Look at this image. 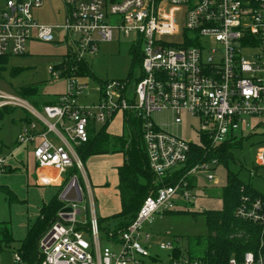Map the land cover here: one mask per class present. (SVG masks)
Returning <instances> with one entry per match:
<instances>
[{"label": "built area", "instance_id": "2783aa9c", "mask_svg": "<svg viewBox=\"0 0 264 264\" xmlns=\"http://www.w3.org/2000/svg\"><path fill=\"white\" fill-rule=\"evenodd\" d=\"M45 1L5 0L0 7V59L27 55L29 43L70 44L62 67L49 68L67 80V92L56 105L38 108L0 90V110H20L27 118L18 148L32 147L40 184L57 186L63 204L38 242L39 258L42 264H157L150 244L157 219L194 204L199 176L215 180L219 159L210 158L211 151L244 143L264 128V0H62L65 19L57 25L35 20L33 10ZM164 5L184 10L182 24L161 15ZM115 34L137 37L141 76L133 90L129 80L103 81L99 100L83 104L85 76L77 74L78 66L64 63L72 58L87 64ZM159 113H170L173 122L158 126L152 116ZM118 114L141 123L149 169L159 185L135 220L115 235L101 229L78 149ZM185 126L197 142L171 130ZM193 146L209 150L196 159ZM12 155L0 153V182ZM236 217L260 225L264 235L263 200L243 197ZM175 248V243L159 247L169 255ZM10 250L0 241V264ZM170 260L191 264L188 254ZM13 264H23L18 250ZM228 264H264V253H247L242 262Z\"/></svg>", "mask_w": 264, "mask_h": 264}, {"label": "rangeland", "instance_id": "374dc122", "mask_svg": "<svg viewBox=\"0 0 264 264\" xmlns=\"http://www.w3.org/2000/svg\"><path fill=\"white\" fill-rule=\"evenodd\" d=\"M4 2L5 0H0V7ZM166 7V5L162 7L161 15L167 13L182 24L184 10L182 8L167 9ZM63 12L62 0H47L41 9L33 12V15L41 24L57 25L64 22ZM69 46V43L29 44L26 56L10 58L9 63L0 64V67H4L0 70V90L18 94L21 89L39 87L40 102L45 103L49 98L66 94L67 80L63 77H54L50 74L49 68H56L62 64L64 56L69 53ZM136 47L139 46L135 35L126 38L122 34H115L113 42L100 44L99 53L89 60L97 80L83 79V82L88 84V90L80 102L91 104L98 101L101 93L99 80H129L130 89L133 90L141 76L140 65L134 52ZM20 113L23 114L20 110H14L8 113L2 121L0 140L7 147H14L19 128L13 124V121L21 116ZM152 119L161 127L173 122L170 113L154 114ZM126 127L127 129L114 126L110 131L115 136L124 135L129 131V127ZM171 130L188 141H198V137L188 129V126L178 129L171 128ZM251 134L250 131L244 132L246 137ZM232 152L236 162L230 161L227 165L219 166L214 171L215 180L213 182H209L206 175L198 177L195 189L197 199L194 204L185 208L179 206V214L157 219L154 224L155 236L150 243L151 253L156 255L158 260L153 261L154 263L170 264L171 262L170 253L160 251L161 245H172L180 239L183 247H186L188 239L207 237L209 231L204 214L222 209L223 188L227 183L228 172L237 174L243 183L252 185L255 190L264 194V128H260L257 135L244 141L241 148L233 149ZM125 160L126 157L122 153H116L108 156H91L84 163L98 218H105L120 211L116 167ZM7 177L9 178L2 181L5 188L0 190V226L4 223L8 225L13 240L10 244L3 242L5 247L11 248L10 253L4 257V264H13V254L16 248H21V243L26 238L29 228L36 222L43 204L56 195V190L51 187H38L31 164L24 163L18 170L13 167L11 174ZM95 178H99L103 186L98 187L94 181ZM6 188L10 190L7 191ZM111 225L109 223V227ZM102 239L105 244L103 234Z\"/></svg>", "mask_w": 264, "mask_h": 264}, {"label": "trees", "instance_id": "16d2710c", "mask_svg": "<svg viewBox=\"0 0 264 264\" xmlns=\"http://www.w3.org/2000/svg\"><path fill=\"white\" fill-rule=\"evenodd\" d=\"M136 60L140 67L142 64V51L134 49ZM72 58H68L69 68L78 66L77 74L90 76L97 80L96 76L86 63L76 64ZM8 63L7 59H0V64ZM74 63V64H73ZM62 67V66H57ZM4 67H0L2 70ZM99 80V79H98ZM100 81V80H99ZM100 84L102 81L99 82ZM18 94L34 101L39 108L42 105L53 106L58 103L57 98L40 102L41 95L39 87H28L21 89ZM14 109L4 108L0 110V124L8 113ZM109 125V124H108ZM108 125L102 127L97 133H91L89 142L78 149L82 161L85 163L91 156L105 155L110 153H122L126 157L124 165L119 168V195L122 211L119 215L108 220L99 219L101 229L107 233L110 231L108 223H116L115 235L123 232L135 220L145 199L158 189L159 181L149 169V162L142 142L141 123L131 120V132L129 137H112L107 133ZM1 126V125H0ZM112 139V141H111ZM113 139H115L113 141ZM112 142V143H111ZM243 142L226 144L211 151L210 158H218L219 166L227 165L230 161L236 162L233 157V149L241 148ZM206 146V144H205ZM209 147L193 146V152L204 156ZM5 146L0 145V153H3ZM195 162H191V166ZM169 180L166 184H171ZM161 186V185H160ZM9 196V195H8ZM243 197L250 200L261 199L264 201V194L255 190L252 185L243 183L237 174L228 172L227 183L223 188V207L221 210L205 213L209 234L205 238H192L187 240L186 247L180 241H175L176 248L172 253L174 261H181L184 254H188L191 264H228L231 259L242 262L247 253H264V235L260 225L242 221L236 217V211L242 203ZM63 204L57 197L50 203L45 204L36 222L29 228L26 238L19 249L23 264H40L38 254V242L53 224L57 213ZM180 211L168 213V215L179 214ZM184 213V212H183ZM190 213V212H188ZM107 224L106 226H103ZM0 241L10 244L13 242L8 225L0 226Z\"/></svg>", "mask_w": 264, "mask_h": 264}, {"label": "crops", "instance_id": "0c3cea01", "mask_svg": "<svg viewBox=\"0 0 264 264\" xmlns=\"http://www.w3.org/2000/svg\"><path fill=\"white\" fill-rule=\"evenodd\" d=\"M23 1H26V0H23ZM64 6V5H63ZM37 10H39V9H37ZM35 10H33V12H34ZM32 12V13H33ZM34 16V15H33ZM35 18V17H34ZM64 19H65V10H64V12H63V21H64ZM36 20V19H35ZM37 21V20H36ZM29 44H31V43H29ZM28 44V45H29ZM102 44V43H101ZM99 51H100V47H99ZM27 54H28V50H27ZM26 56V55H25ZM91 59V58H90ZM89 59V60H90ZM89 60H88V63H87V65L90 67V69L92 70V68H91V66H90V64H89ZM8 63H9V59H8ZM60 66V65H59ZM92 72H93V70H92ZM94 73V72H93ZM94 75H95V73H94ZM85 79L86 78H92V77H90V76H85L84 77ZM101 81V80H100ZM103 82V81H102ZM20 95V94H19ZM60 96H62V95H60ZM60 96H55V97H53V98H57V100L60 98ZM100 97V96H99ZM99 100V99H98ZM30 101H32V103H34V101L33 100H31L30 99ZM42 106H45V105H42ZM42 106H40L39 108H41ZM15 110V109H14ZM23 114H21V116L20 117H18L17 118V120H14L13 121V124L16 126V127H18L19 128V131H18V134H17V136H16V139H15V143H14V147H7L1 140H0V145H3V146H5V149H4V152L5 153H13V155H12V158L10 159L11 161H10V165H9V168H8V171H7V173H6V175L5 176H3L2 177V179H1V182H0V190L2 189V188H5L3 185H4V183H2V181L3 180H6V179H8L9 177H7L8 176V174H11V171H12V168L14 167V169L16 170H18V168L20 167V165H24V163H26L27 165H32V167H33V169H34V171H35V177H36V183H37V185H38V187H43V188H48V187H45V186H42L41 184H40V182H39V175H38V167H37V164L35 163V161H34V158H33V155H32V147H28V148H26V149H24V148H18V146H17V138H18V135H19V133H20V131H21V129L24 127V125H25V123L27 122V118H26V115L24 114V112H22ZM2 124V123H1ZM0 124V125H1ZM114 126H117V127H122V128H125V129H127V127L126 126H128L129 127V131L128 132H126L124 135H117V136H115V135H113L112 133H111V129L114 127ZM132 125H131V121L129 122V121H126V119H125V116H123L122 114H118L115 118H114V120L108 125V127H107V133L109 134V135H111L112 137H121V136H124V137H126V138H128L129 136L128 135H130V132H131V127ZM0 129H1V126H0ZM111 154H113V155H115L116 153H110V154H105V156L107 155H111ZM124 155V154H123ZM96 156H104V155H96ZM124 163H125V161L122 163V164H120V165H118L117 167H116V172H117V185H118V187H119V176H118V170H119V168H121L123 165H124ZM94 181H95V183L97 184V186L98 187H101V186H103V184H102V181L99 179V178H95L94 179ZM91 187V186H90ZM51 188H53V189H55L56 190V195L54 196V197H57L58 199H59V188L57 187V186H52ZM7 189V191L8 190H10V189H8V188H6ZM91 191H92V189H91ZM93 194V193H92ZM118 196H119V199H120V195H119V191H118ZM53 197V198H54ZM52 198V199H53ZM51 199V200H52ZM50 200V201H51ZM50 201L49 202H46V203H44L43 204V206L45 205V204H48V203H50ZM59 201H60V199H59ZM61 202V201H60ZM62 203V202H61ZM42 209V208H41ZM41 211V210H40ZM121 211H122V205H121V200H120V211L117 213V214H114V215H111V216H107V217H105V218H99V219H101V220H108V219H112L113 217H115V216H117V215H119L120 213H121ZM40 214V213H39ZM39 216V215H38ZM57 216V215H56ZM4 224H6V223H4ZM109 224V223H108ZM111 226H110V231L109 232H107V233H110V232H113L114 233V230H115V228H116V226H117V224L116 223H113V222H111ZM107 224H105V225H103V226H106ZM101 226V225H100ZM153 233H154V226H153ZM154 236H155V233H154ZM177 241H180V240H177ZM8 249H11V248H8ZM19 249L20 248H16V250H18L19 251Z\"/></svg>", "mask_w": 264, "mask_h": 264}]
</instances>
